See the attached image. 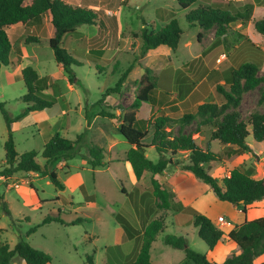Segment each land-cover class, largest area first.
<instances>
[{
  "label": "rangeland",
  "instance_id": "1",
  "mask_svg": "<svg viewBox=\"0 0 264 264\" xmlns=\"http://www.w3.org/2000/svg\"><path fill=\"white\" fill-rule=\"evenodd\" d=\"M63 1L68 4L70 2ZM102 2L105 8L98 15L99 19L105 16L104 10L116 12L117 15L110 18L118 22L119 28L114 23L109 24L105 30L85 26L75 34L63 38L62 47L69 52L74 51L77 55L75 59L80 64L73 67V81H69L62 67L56 63L53 51L47 44L50 35L47 32V16L40 27L27 26L24 36L20 39L13 37L15 46L20 41L24 45L23 37H40V44L24 45L22 63L24 66H31L40 77L47 78L51 87L49 92L57 100L51 109L29 113L14 122L12 130L17 153L22 155L35 151L39 163L43 165L41 152L45 143L54 135L74 141L77 136L84 134L86 147L104 149L106 167L102 169L93 170L79 157L57 163L54 171L58 181L64 186L63 190H58L47 177L35 173L19 172L7 181L0 177L5 182L4 185L11 184L18 192L24 183L34 179V187L42 200L40 206L26 207L22 198L14 191L7 192L6 206L10 216L0 206V227L6 230L0 234V240L13 244L22 237L33 248L49 254L50 264H88L89 257L93 264L123 262L125 258L128 259L124 251L127 253L128 248L135 244L138 247L139 239L134 240L135 244L134 241L125 239L115 220L116 215L122 214L138 230H143L148 223L146 212L153 216L159 215V212L156 214L157 201L150 195V174H144L139 183L140 189L136 187L137 182L125 159L129 145L117 130L118 121L98 115L99 112L106 111L121 118L124 112L129 111L135 100L137 81L144 74L145 68L150 69L155 76L156 107L164 109L175 106L177 110L169 113L173 119L179 118L183 113L193 112L202 103L221 104L222 98L216 93L215 86L224 84L229 70L238 68L243 63H256L259 66L258 76L264 80V36L256 33L252 26V20L264 17V0H224V4H229L232 14L244 13L249 16L250 21L231 24L219 44H214L213 30L206 32L204 38L198 41L201 30L188 27L186 11L174 0ZM248 2L252 4L250 11L247 10ZM199 4L204 3L198 2L191 8H197ZM112 12L109 16H112ZM162 12L170 17L161 21L158 15ZM173 19L178 21L183 30L176 52L161 47L142 55V40L138 37L142 30L146 28L157 33ZM9 34L13 36L12 32ZM129 67L131 71L122 84L120 94L105 96ZM263 90L264 83L244 95L240 113L245 122L253 113L264 112V102L259 103ZM25 94L20 73L13 67H1L0 103L4 104L12 118L19 117L26 108L21 101ZM154 114L155 111L150 106L138 113L145 118ZM193 138L203 144L201 136L194 135ZM6 140L7 129L0 113V171L4 166ZM247 145L250 152L227 158L224 156L227 147L213 144L212 148L221 154L222 159L211 165L210 174L222 178L230 169L236 168L248 170L256 178H262L264 142L256 143L249 137ZM145 156L157 161L153 149L146 150ZM173 161L177 162L173 167L182 170L183 165L189 164L188 153H178ZM4 185H0V195L4 192ZM201 203L204 204L207 217L217 213L225 218L229 216L220 212L225 208L221 206L226 205L215 199L211 192L204 196ZM191 210L201 214L196 209ZM192 211L182 208L180 211L173 209L166 212L164 232L158 235L152 247L153 264L180 261L183 252L164 244L168 235L185 237L188 248L195 252L194 243L208 249L198 238L197 230L192 225ZM58 212L65 225L51 223L28 235L29 230L40 224L43 218L57 215ZM77 218L82 220L80 224L66 225ZM135 256L133 254L128 260H133ZM11 264L25 263L16 257Z\"/></svg>",
  "mask_w": 264,
  "mask_h": 264
},
{
  "label": "trees",
  "instance_id": "2",
  "mask_svg": "<svg viewBox=\"0 0 264 264\" xmlns=\"http://www.w3.org/2000/svg\"><path fill=\"white\" fill-rule=\"evenodd\" d=\"M184 11L185 20L190 28H199L198 41L204 38L206 32L213 30L215 43L227 33L228 27L233 23L244 24L249 22V16L244 13L232 14L229 4L224 0H174ZM201 2L197 8H191L194 4ZM252 4L247 3L250 11ZM54 29V37L47 42L53 51L54 59L62 67L69 81L74 79L73 67L80 65L75 59L74 51L69 52L62 47V40L68 35L75 34L82 26L99 25L97 14L87 8L72 6L63 0H0V68H17L22 62L20 50L14 49L8 38L6 30L16 24L42 25L45 17ZM252 26L256 33L264 36V17L252 20ZM183 30L177 20L173 19L165 24L157 33L144 28L138 37L142 40L141 54L149 51L167 47L173 53L179 47ZM41 39L36 36H28L24 39V45L40 44ZM131 68L129 67L116 83L115 87L109 89L105 96L120 94L123 82L126 80ZM259 66L253 62H246L238 68L229 70L224 84L215 86L216 93L222 98L221 104L202 103L193 112L183 113L177 119H173L170 112L177 110L175 106L161 109L157 108L154 98L156 92L155 76L151 70L145 68L142 77L137 81L135 100L129 111L122 114L121 118L113 113L101 111L100 117L118 121L117 130L129 145L126 152V162L140 189V181L144 174H150V195L157 201L156 214L145 213L148 223L143 230L136 229L122 214H117L116 222L121 227L126 240L140 239L138 255L134 260L124 259L118 264H151L150 253L152 244L159 234L165 229L166 212L176 207L182 209L176 200L174 193L163 188L154 176L161 175L169 166H175L177 162L173 158L181 152L188 153V165L181 169L189 172L192 176L208 186L213 195L221 202H225L246 214L250 205L255 202L264 201V176L256 178L248 170L241 171L236 168L229 170L222 178L210 174L213 163L221 161V154L212 148L213 144L227 147L224 156H232L250 152L247 139L252 137L256 143L264 142V112L253 113L245 122L240 113V107L245 94L256 90L264 83L263 78L258 76ZM21 77L26 89V94L21 98L26 108L17 118H12L5 110L4 104L0 103V113L7 129V140L4 143V166L0 171V177L5 181L11 179L19 172L35 173L47 177L52 185L58 190H63L54 171L55 165L67 162L76 157L85 161L94 169L106 167L104 162V149L96 146L86 147L85 136L81 134L74 141L65 139L59 135L52 136L44 145L41 165L35 151L26 152L22 155L16 151L12 125L18 119L29 113L51 109L57 103L56 98L50 94L51 87L46 77H39L31 66H25L21 70ZM264 102V90L260 93L259 103ZM150 106L155 114L150 118L138 115L144 107ZM156 107V108H153ZM194 135L203 138L201 145ZM153 149L157 155L154 162L145 156V151ZM30 188L34 189L30 184ZM0 206L5 214L10 216L6 202L0 195ZM190 210V208H185ZM192 225L197 230L198 238L212 250L222 239L224 233L214 226L212 221L204 215L192 211ZM82 222L80 218L66 225H78ZM51 223L65 225L59 212L57 215H48L42 219L40 224L32 227L29 234L38 228ZM3 230H0V234ZM227 238L235 243L239 249L237 254L231 255L222 264H253L254 261L264 256V218L251 221L244 220L235 226L227 235ZM164 244L173 249L180 250L185 255V262L191 264H212L203 254L190 250L187 240L183 236L168 235ZM120 256H123L120 253ZM19 258L25 264H50L49 254L33 248L25 242L22 237L13 248L0 240V264H11L13 259ZM88 264H93L91 257Z\"/></svg>",
  "mask_w": 264,
  "mask_h": 264
},
{
  "label": "crops",
  "instance_id": "3",
  "mask_svg": "<svg viewBox=\"0 0 264 264\" xmlns=\"http://www.w3.org/2000/svg\"><path fill=\"white\" fill-rule=\"evenodd\" d=\"M69 5L79 6V7L90 9L97 14L98 19H99L98 15L101 14V11L105 8V5H103L102 0H70ZM103 12L105 13L104 14L105 16H102L103 18L101 17L99 19V22H100L99 25L101 26L100 29H103V30L107 29V26L111 23H114V26L116 28H119L118 22L113 20L112 18H110V17L116 16L117 15L116 12H112L109 10H104ZM111 12H112V16H109ZM158 17H160V20L162 21V20L169 18L170 15L167 16V15H165V13L162 12L161 14L158 15ZM46 21L49 23V21L47 19H46ZM27 26H29V27L33 26L34 28H38L41 25L16 24L14 26L9 27L6 30L8 38L12 44V47L14 49H15V47H17L20 50L22 60H23V53L22 52H23L24 45L20 41V43L15 46L13 43V37L17 36V38L20 39L22 36H24V34L26 33ZM83 27H85V26H82V27L78 28L77 30L79 31L80 29H83ZM92 27H95V26H92ZM9 32H12L13 36H11L9 34ZM47 32H48V34H50L48 36V40L50 38L54 37V29L50 23H49V27H48ZM31 33H33V31H31ZM35 36L38 37L37 35H35ZM25 38L23 37L22 40L24 41ZM38 38H40V37H38ZM24 67L25 66L21 62L20 66L15 68L16 72L20 73V75H21V70ZM154 180H156L163 188L174 193L176 196V200L181 204L182 208H184V209L185 208L196 209L198 212H200L201 214H204V216L207 217V215L205 213L204 204H202L201 201L206 194L211 192V190L209 189L208 186L205 187L206 185L201 186L199 184L201 182L196 180L192 176V174H190L189 172L180 170V169H175L173 166H169L161 175L154 176ZM33 182H34V179H32V181H27L26 183H24L22 185L20 192H18L14 188H12L11 184L4 185L5 182H2V180H0V185L1 184L4 185V192L2 193L1 196H3L4 201L6 203H8L6 194H7V192L14 191L17 195H19L22 198V202H23L24 206H26V207H28V206L29 207H35L38 205L40 206L41 205L40 203H42V200L39 197L38 191L34 187ZM30 184L33 185L34 189L30 188ZM201 184H203V183H201ZM212 195H213V193H212ZM213 197H215V196L213 195ZM215 199H217V198L215 197ZM223 203H225V202H223ZM225 205L226 206H221V208L225 207L226 209L224 208V209L220 210V212H223V214H225V216H228V214H229L228 217H226V218L222 217L220 215L221 213H217L216 215H212L211 217H209V216L207 217L212 221V223L214 224L215 227H217L218 229L223 231L224 239H222L212 250L203 249L199 244L194 243L196 251L205 255L207 257L208 261H210L212 264H222L231 255L237 254L239 252L237 245L227 238L228 233L235 226L241 224L244 220L251 221V220H254L257 218H261V217L264 218V201L255 202L254 204L250 205L248 207L245 215H243L240 212V210H238L237 208H235V207H233L227 203H225ZM177 207L174 210H177V211L182 210V209H178ZM23 217H25L26 219H29L26 216H23ZM218 217L223 218L224 222L222 224H220L216 221ZM28 223H30V221H28ZM0 230L6 231L4 228H1V227H0ZM134 240L137 241L138 239L127 240V241L132 242ZM139 240L137 241L139 243L138 247L134 241L135 245L128 248L129 253L128 252L126 253L124 251V253H125L124 255L128 259L133 254H136V256L138 255L140 243H141V241H139ZM17 242H15L13 244H9L10 248H13ZM153 244H152V247H153ZM151 251H152V248H151ZM136 256H135V258H136ZM150 260H151V264H153L152 258H151V253H150ZM179 260L180 261H178L177 263L170 262L169 264H191V263L185 262L184 253ZM253 264H264V256L257 258Z\"/></svg>",
  "mask_w": 264,
  "mask_h": 264
},
{
  "label": "built area",
  "instance_id": "4",
  "mask_svg": "<svg viewBox=\"0 0 264 264\" xmlns=\"http://www.w3.org/2000/svg\"><path fill=\"white\" fill-rule=\"evenodd\" d=\"M216 221H217L218 223H220V224H222V223L224 222L222 217H218Z\"/></svg>",
  "mask_w": 264,
  "mask_h": 264
}]
</instances>
